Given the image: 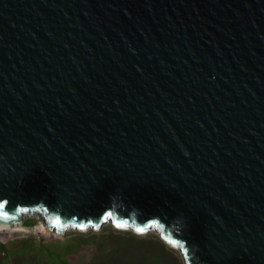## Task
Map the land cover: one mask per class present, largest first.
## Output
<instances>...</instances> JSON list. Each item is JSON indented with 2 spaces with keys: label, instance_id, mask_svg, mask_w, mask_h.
Wrapping results in <instances>:
<instances>
[{
  "label": "water",
  "instance_id": "obj_1",
  "mask_svg": "<svg viewBox=\"0 0 264 264\" xmlns=\"http://www.w3.org/2000/svg\"><path fill=\"white\" fill-rule=\"evenodd\" d=\"M26 218L264 264V0H0V230Z\"/></svg>",
  "mask_w": 264,
  "mask_h": 264
},
{
  "label": "rangeland",
  "instance_id": "obj_2",
  "mask_svg": "<svg viewBox=\"0 0 264 264\" xmlns=\"http://www.w3.org/2000/svg\"><path fill=\"white\" fill-rule=\"evenodd\" d=\"M41 225L44 226L34 218H26L19 225L20 228L18 226L11 233L0 234V264H104L115 250L118 240L122 241L120 238L141 242L144 251L147 242L158 241L164 246L163 253L167 257L177 264H185L180 250L167 244L155 230L138 233L132 229L118 228L108 220L104 222V230L70 228V233L62 235L49 229L50 234H44ZM126 252L124 250L118 254L117 261L121 260L118 264L140 263H131V258H125ZM150 264L171 263L164 260L151 261Z\"/></svg>",
  "mask_w": 264,
  "mask_h": 264
},
{
  "label": "trees",
  "instance_id": "obj_3",
  "mask_svg": "<svg viewBox=\"0 0 264 264\" xmlns=\"http://www.w3.org/2000/svg\"><path fill=\"white\" fill-rule=\"evenodd\" d=\"M150 230H156L155 228H150ZM122 241L118 240V244L115 247V250L107 257V262L104 261V264H118L121 262L117 261L118 254L125 251L130 252L129 254L126 252L125 258L130 259V262H140L139 264H150L151 261L161 262L166 260L167 263L177 264L175 260L170 257H167L163 252L164 246L160 244L158 241H150L147 242L146 250H143V246L140 245L139 241H132L129 238H120ZM154 253V254H153ZM153 254H158V256H152ZM133 264V263H132Z\"/></svg>",
  "mask_w": 264,
  "mask_h": 264
},
{
  "label": "bare ground",
  "instance_id": "obj_4",
  "mask_svg": "<svg viewBox=\"0 0 264 264\" xmlns=\"http://www.w3.org/2000/svg\"><path fill=\"white\" fill-rule=\"evenodd\" d=\"M19 228H20V226H19ZM16 229H18V226L15 227L14 229H11V230H6V231H1L0 230V234H8V233H11V232L15 231ZM41 230H42V232L44 234H50V231L48 229L44 228V226H42V225H41Z\"/></svg>",
  "mask_w": 264,
  "mask_h": 264
},
{
  "label": "snow or ice",
  "instance_id": "obj_5",
  "mask_svg": "<svg viewBox=\"0 0 264 264\" xmlns=\"http://www.w3.org/2000/svg\"><path fill=\"white\" fill-rule=\"evenodd\" d=\"M124 225H122V224H117V227H123ZM138 231H143V229H138Z\"/></svg>",
  "mask_w": 264,
  "mask_h": 264
},
{
  "label": "flooded vegetation",
  "instance_id": "obj_6",
  "mask_svg": "<svg viewBox=\"0 0 264 264\" xmlns=\"http://www.w3.org/2000/svg\"><path fill=\"white\" fill-rule=\"evenodd\" d=\"M31 215H35V214H31Z\"/></svg>",
  "mask_w": 264,
  "mask_h": 264
}]
</instances>
